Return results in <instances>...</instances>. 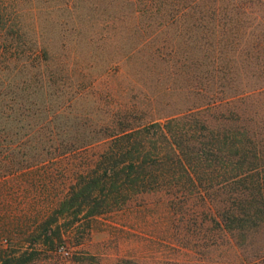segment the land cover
<instances>
[{
    "label": "rangeland",
    "instance_id": "obj_1",
    "mask_svg": "<svg viewBox=\"0 0 264 264\" xmlns=\"http://www.w3.org/2000/svg\"><path fill=\"white\" fill-rule=\"evenodd\" d=\"M9 1L0 264H264V219L226 227L219 177L93 215L65 198L113 133L169 117L196 113L264 148V0Z\"/></svg>",
    "mask_w": 264,
    "mask_h": 264
},
{
    "label": "trees",
    "instance_id": "obj_2",
    "mask_svg": "<svg viewBox=\"0 0 264 264\" xmlns=\"http://www.w3.org/2000/svg\"><path fill=\"white\" fill-rule=\"evenodd\" d=\"M11 2L0 0V64L12 61L19 42L11 30ZM240 134L212 127L196 113L115 132L94 165L78 173L65 198L93 215L139 191L208 190L219 185L212 182L219 177L229 193L221 218L226 227L242 229L264 219V148L244 142Z\"/></svg>",
    "mask_w": 264,
    "mask_h": 264
}]
</instances>
